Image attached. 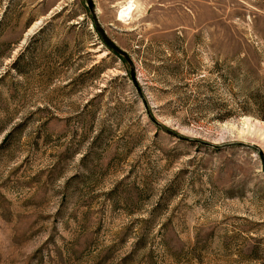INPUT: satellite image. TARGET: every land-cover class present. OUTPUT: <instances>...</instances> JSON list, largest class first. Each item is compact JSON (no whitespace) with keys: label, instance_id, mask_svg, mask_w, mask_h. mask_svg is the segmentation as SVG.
<instances>
[{"label":"rangeland","instance_id":"rangeland-1","mask_svg":"<svg viewBox=\"0 0 264 264\" xmlns=\"http://www.w3.org/2000/svg\"><path fill=\"white\" fill-rule=\"evenodd\" d=\"M94 0L154 118L264 151V0ZM258 151L163 132L86 0H0V264H264Z\"/></svg>","mask_w":264,"mask_h":264},{"label":"water","instance_id":"water-1","mask_svg":"<svg viewBox=\"0 0 264 264\" xmlns=\"http://www.w3.org/2000/svg\"><path fill=\"white\" fill-rule=\"evenodd\" d=\"M86 3L87 5L89 6V9H90V12L92 14V19L94 20V25H95V28L98 32V34H100L102 40L104 41V43L109 47V49H111L116 55H120L121 57L124 58V60L129 63L130 65V77L132 78L133 80V83L137 89V92H139V95L141 96V99L144 103V106L146 107V111H147V115L149 117V119L157 126H159L161 128V130L165 133H167L168 135H171V136H174L178 139H181V140H185V141H188V142H198V143H201L202 145H205V146H212L214 148H217V149H220V150H223L225 148H231V147H245V148H249V149H254L256 151H258V153L260 154V157H261V161L263 163L262 165V170H263V174H264V151L261 147H258L257 145H250V144H246V143H243V142H238V143H228V144H223L222 146H219V145H214V144H210V143H206V142H203V141H198V140H190L188 138H186L185 136L183 135H180V134H177L175 133L173 130L165 127V126H162L160 124V122H158L152 112H151V109H150V106L148 105L147 101H146V98L139 86V83H138V77H136V66H135V63L133 62V60L131 59L130 55L128 54L127 51H125L123 48L119 47L118 45H116V43L111 39V37L107 34L105 28L102 26V24L100 23V20L98 19V16H97V6L95 5V2L94 0H86Z\"/></svg>","mask_w":264,"mask_h":264},{"label":"bare ground","instance_id":"bare-ground-1","mask_svg":"<svg viewBox=\"0 0 264 264\" xmlns=\"http://www.w3.org/2000/svg\"><path fill=\"white\" fill-rule=\"evenodd\" d=\"M135 7L136 4H134V1L130 0L128 5L122 7V9L119 10V18L123 20L125 19L126 21L130 20Z\"/></svg>","mask_w":264,"mask_h":264},{"label":"trees","instance_id":"trees-1","mask_svg":"<svg viewBox=\"0 0 264 264\" xmlns=\"http://www.w3.org/2000/svg\"><path fill=\"white\" fill-rule=\"evenodd\" d=\"M118 55V54H117ZM119 57H121L120 55H119ZM122 58V57H121Z\"/></svg>","mask_w":264,"mask_h":264}]
</instances>
